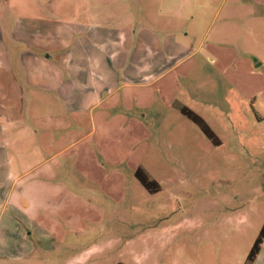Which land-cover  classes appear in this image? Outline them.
Wrapping results in <instances>:
<instances>
[{"label":"rangeland","instance_id":"374dc122","mask_svg":"<svg viewBox=\"0 0 264 264\" xmlns=\"http://www.w3.org/2000/svg\"><path fill=\"white\" fill-rule=\"evenodd\" d=\"M239 5L233 0H0V47L5 60L16 63L14 77L21 78L26 97L36 74L31 60L36 28H45L48 45H63L68 54L61 59L53 52L55 64L41 72L70 79L77 75V60L99 61L104 64L94 76L104 78L101 87L85 86L100 92L109 89L112 71L121 80L132 70L122 61L141 56L137 47L145 38L134 33L120 42L116 37L115 29L129 19L139 28L146 16L176 15L182 42L173 57L179 63L150 88L159 106L148 116L158 119L157 125L148 134L135 124L124 126L116 115L99 139L103 157L129 156L133 166L140 161L162 188L148 191L134 173L123 195L119 174L101 175L118 197L115 204L102 200L96 222L69 231L59 242L30 232L21 220L13 221L9 233L1 224L0 264H245L264 223V64L254 65L256 57L264 58V25L255 34L238 27L254 22L240 15L264 12ZM35 15L50 24L35 21ZM189 22H194L190 29ZM122 91L142 95L141 87ZM10 102L18 111L16 101ZM175 102L200 113L220 142ZM253 264H264V243Z\"/></svg>","mask_w":264,"mask_h":264},{"label":"crops","instance_id":"0c3cea01","mask_svg":"<svg viewBox=\"0 0 264 264\" xmlns=\"http://www.w3.org/2000/svg\"><path fill=\"white\" fill-rule=\"evenodd\" d=\"M233 2L241 4V9L257 8L264 12V0ZM259 13L240 15L254 22L253 27L242 25L238 29L254 34L261 32L259 27L264 25V14ZM34 20L45 25L51 21L36 15ZM178 22L181 23V19L176 15H151L144 18L139 28H133L134 19L117 27L115 33L120 42L134 33L145 40L137 47L141 52L138 59L122 61V67L132 70L125 71L126 76H121V80L117 72L112 71L110 87L103 92L85 86L98 84L101 87L104 78L97 80L94 76V69L104 64L99 61L85 64L77 60L73 64L77 75L70 79L41 72L55 64L53 52H60L61 59L68 57L65 46L48 45L45 28L32 31L39 38L35 40L36 50L31 57L36 74L29 80L32 92L29 97L22 88L21 78L14 77L16 63L6 61L4 47H0V225L3 224L5 232L8 228L9 233L14 227L13 221L21 220L30 232L34 229L42 233L41 236L48 234L59 242L68 237L69 231H82L96 222L102 212L103 199L109 204L116 203V188L111 182L102 184L101 175L110 179L112 174H119L123 195L128 192L126 186L132 184V175L140 161L133 166L129 156L103 157L99 139L116 115L121 117L124 126L135 124L148 134L157 125L158 119L152 121L148 116L150 113L154 116L159 106L150 88L180 61L179 58L173 60L182 45ZM193 24L184 25L190 29ZM27 32L32 35L31 30ZM241 45L248 51L254 49L248 44ZM161 48H166V55ZM263 64V57L254 59L256 67ZM124 87H141V98L118 92ZM24 100L28 102L22 103ZM10 101H16L18 111L10 107Z\"/></svg>","mask_w":264,"mask_h":264},{"label":"trees","instance_id":"16d2710c","mask_svg":"<svg viewBox=\"0 0 264 264\" xmlns=\"http://www.w3.org/2000/svg\"><path fill=\"white\" fill-rule=\"evenodd\" d=\"M175 104L180 108V110L186 114L189 118H191L194 122H196L202 131L211 138L214 142L219 143L220 139L210 126V124L206 121V119L197 111L192 109L186 104H182L181 102H175ZM135 176L140 180L143 186L150 192H157L162 188L161 183L158 179H156L149 170L142 164L138 165L135 169ZM264 243V223L261 226L249 252L246 257L245 264H253L255 259L257 258L262 245Z\"/></svg>","mask_w":264,"mask_h":264}]
</instances>
